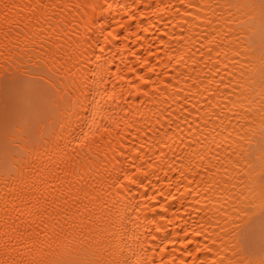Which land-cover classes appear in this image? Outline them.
Listing matches in <instances>:
<instances>
[{
  "label": "bare ground",
  "instance_id": "bare-ground-1",
  "mask_svg": "<svg viewBox=\"0 0 264 264\" xmlns=\"http://www.w3.org/2000/svg\"><path fill=\"white\" fill-rule=\"evenodd\" d=\"M17 69L0 264H264V0H0Z\"/></svg>",
  "mask_w": 264,
  "mask_h": 264
},
{
  "label": "rangeland",
  "instance_id": "rangeland-1",
  "mask_svg": "<svg viewBox=\"0 0 264 264\" xmlns=\"http://www.w3.org/2000/svg\"><path fill=\"white\" fill-rule=\"evenodd\" d=\"M43 86L44 82L42 80L37 77H29L19 69L14 70L12 73L6 71L5 75L1 78L0 159H9V155L18 149L14 144V141L9 137L10 134L17 133L15 125L19 123L24 126L28 125L27 132H29V134H33L37 130L38 123L36 124V127H33L31 123L34 119L39 120L40 116H43L41 110L46 106L45 103L47 102V97L45 95L48 94ZM44 100L46 102H43ZM43 110L45 112V108ZM260 237L259 233L255 235L254 240L250 243L252 248L256 249L260 246L264 247V245H260L261 242L264 243V240ZM260 249L262 250V248H259L258 250Z\"/></svg>",
  "mask_w": 264,
  "mask_h": 264
},
{
  "label": "snow or ice",
  "instance_id": "snow-or-ice-1",
  "mask_svg": "<svg viewBox=\"0 0 264 264\" xmlns=\"http://www.w3.org/2000/svg\"><path fill=\"white\" fill-rule=\"evenodd\" d=\"M257 233L264 238V217L260 218L258 222L253 220L240 226L239 238L241 243H250Z\"/></svg>",
  "mask_w": 264,
  "mask_h": 264
}]
</instances>
